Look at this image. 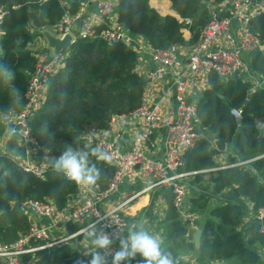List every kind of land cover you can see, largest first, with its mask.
Returning <instances> with one entry per match:
<instances>
[{
    "label": "trees",
    "instance_id": "obj_1",
    "mask_svg": "<svg viewBox=\"0 0 264 264\" xmlns=\"http://www.w3.org/2000/svg\"><path fill=\"white\" fill-rule=\"evenodd\" d=\"M170 1L182 21L173 15H161L149 0H118L119 22L155 49L174 43L192 46L212 17L210 4L226 0ZM2 6L7 13L0 35V64L14 70V79L5 78L4 69H0V115L22 109L27 101L30 76L38 59L29 45L43 35L30 20L29 12L36 11L50 27L67 10L61 0H0ZM78 6V2H73L70 10L76 11ZM187 19L189 23L185 22ZM102 27L99 25L98 29ZM251 27L264 44V13L252 17ZM184 29L190 31L189 39H185ZM63 54V64L48 78L44 103L28 121L31 135L53 157H59L69 146L85 151L97 146L94 134L108 130L114 116L136 110L144 101L147 84L137 71L139 54L123 41L78 37ZM251 67L264 77V50L251 52ZM197 104L202 127L210 128V133L226 144L235 141L244 158L231 157L225 167L218 168L215 156L220 152L203 135L184 153L180 171L199 170L194 175L197 183L210 182L215 192L231 188L237 196L252 201L255 211L264 210V88L252 90L251 82L241 76L223 79L212 71ZM233 108L242 110L240 119L232 113ZM2 133L0 122V137ZM89 164H95L101 172L92 186L99 192L106 191L114 165L93 156ZM79 189L80 185L50 166L43 176H37L24 170L12 155L0 153V244L11 246L29 232L31 223L23 208L26 200H51L62 211ZM158 194L166 203L165 216L157 219L152 213L149 215L162 231V250L171 254L174 264H193L181 257L191 251L196 252L197 264L217 260L261 264L264 229L259 222H253L240 230L242 208L238 203H216L204 222H197L202 235L196 248L187 234L191 218H185L175 207L172 188L162 186ZM209 202L207 197L199 196L192 201L190 211L203 212ZM127 223L131 224L129 219ZM22 257L24 264H72L79 258V249L64 242ZM138 259L143 262V257ZM84 260L88 263L91 255L84 256Z\"/></svg>",
    "mask_w": 264,
    "mask_h": 264
},
{
    "label": "built area",
    "instance_id": "obj_2",
    "mask_svg": "<svg viewBox=\"0 0 264 264\" xmlns=\"http://www.w3.org/2000/svg\"><path fill=\"white\" fill-rule=\"evenodd\" d=\"M61 1L67 10L57 24L48 27L54 36L63 38L66 34H70L74 41L78 37L103 38L116 42L128 40L129 31L119 22L115 12L118 0H75L79 3L76 11L70 10L72 1ZM230 1L232 4L230 15L218 16L213 14L202 29L199 40L190 46L188 65L175 80L177 89L176 115L165 117L161 113L159 103H151L144 99L143 103L133 112L114 116L111 122L125 116L143 118L145 128L134 138L128 151H122L105 136L96 137V145H99L111 156L110 163L115 167L108 189L99 192L92 185H80L79 190L88 189L89 194L79 199L71 208H65L62 211L58 210L51 200H26L23 203V208L31 223L29 232L21 236L11 246L0 244V260H3L4 264H24L22 257L24 254L68 242L80 234H85L81 232V229L90 224L95 225L97 236L104 232L112 240L110 247L107 250H102V254L107 255V264H112V257L119 248L118 238L113 233H117L118 229H121L123 234L126 229L127 221L122 207L131 198L110 209L101 208L98 202L100 196H105L116 190L126 177L135 176L139 170L153 175L155 177L154 185L171 187L174 205L183 214L184 201L187 195L186 184L183 180L200 172L199 170L180 171L183 155L186 150L194 147L199 138L204 135L197 101L188 99V85L192 81L200 80H205L208 84V74L212 71L219 74L223 79L239 76L247 70V65L242 57L243 52L251 53L264 46L251 27L252 17L264 13V0ZM90 3L102 18V23H89L86 17ZM6 13L7 8L2 6L0 8V35ZM179 19L180 21L183 20L180 16ZM185 22L189 23L190 21L187 19ZM235 22L238 26L236 32L233 29ZM99 25L103 27L98 29ZM183 47L174 43L166 48H152L151 59L155 67L150 70L149 76L157 80L162 79L168 70L175 66ZM37 57L36 67L30 76L27 88L26 104L22 109L15 112L9 129L10 134L17 135L23 145L29 149L41 148L31 135L28 121L35 110L44 103L48 78L63 64L64 54L60 52L51 57L46 55H37ZM232 113L236 118L242 117V110L239 108H233ZM162 126L168 128L169 147L164 160L156 161L148 157L145 151L150 135ZM19 163L24 170L37 176H43L47 168L24 159L19 160ZM33 214L50 218V223H39L33 218ZM57 218H60L65 224H77L78 228L65 237L54 238L51 229ZM256 218L264 229L263 209L257 211ZM92 231L89 229V232ZM121 264L143 263L140 260H126L122 261Z\"/></svg>",
    "mask_w": 264,
    "mask_h": 264
},
{
    "label": "crops",
    "instance_id": "obj_3",
    "mask_svg": "<svg viewBox=\"0 0 264 264\" xmlns=\"http://www.w3.org/2000/svg\"><path fill=\"white\" fill-rule=\"evenodd\" d=\"M76 2L75 0H68ZM86 1V0H85ZM118 4V3H117ZM151 7L157 9L161 15H173L179 18V14L173 9L170 0H149ZM89 11L86 18L90 24L102 23V18L94 8L89 4ZM115 12L118 15V5L115 7ZM210 9L213 13L218 16H228L231 13L232 4L230 0H226L222 3L211 4ZM37 31L43 34L44 29H39L35 26ZM238 28L237 22L233 25L234 32ZM34 29V28H33ZM48 30V26L45 28ZM185 39H189L191 33L189 30L184 29ZM139 54V61L137 65V71L144 76L147 81L144 99L151 103H159L161 113L163 116L176 115L177 109V89L175 80L182 74L188 65V54L190 46H184L180 57L177 59L175 66L168 70V73L162 79H154L149 76L151 69L155 67L151 59L152 47L149 46L146 41L139 35L129 31L128 40L125 41ZM29 48L36 55H46L51 57L55 54L54 49L49 46L47 39L44 34L39 35L33 43L29 45ZM63 53V51H62ZM243 60L247 65L246 72H243L239 76L249 80L252 84V90L264 88V77L259 73L255 72L251 67V53L248 51L243 52ZM205 80L192 81L188 85V99L190 101H197L202 95L203 91L207 87ZM16 111H11L7 114L0 115V122L3 128L2 136L0 137V153H8L18 160H29L30 162L38 165L48 167V160L53 156L50 155L46 150L42 148H26L21 142L17 135H12L9 132L10 126L13 121V116ZM145 128V122L143 118L125 116L123 118H117L111 122V127L108 130H99L94 136L100 137L105 136L107 139L113 141L122 151L130 150L132 142L137 134ZM203 134L206 136L212 135L208 129H203ZM217 138V136L212 135ZM213 143V142H212ZM214 146V143H213ZM169 147L168 139V128L162 126L156 129L149 138L146 155L156 161H163L166 151ZM220 153L215 156V161L219 165L218 168H223L229 163L231 157L243 159L244 156L238 149L236 142L226 144L225 151H219ZM187 188V195L184 201L183 216L191 218V224L189 225L188 235L193 239L196 230L200 229L197 222L202 223L206 217L205 211H194L191 212L192 201L199 196H205L213 205L216 203L235 202L238 203L242 208V217L238 228L244 230V228L253 223L258 222L256 218L257 211L254 210L252 201L246 197L237 196L231 188H226L221 192H215L214 186L210 182L197 183L195 176H188L184 180ZM155 177L153 175L146 174L142 170H139L137 174L131 178L126 177L123 182L119 184L116 190L110 192L105 196H100L98 205L103 209H110L126 202L130 199L123 207L122 211L125 214L126 221L130 220L131 224L128 225L123 232L124 236L128 235L129 230L139 231L141 226L147 230L151 235L158 236L163 241L162 231L157 229L155 222L150 219L149 213H152L157 219H162L165 216L166 203L163 197L158 194V190L161 186L154 185ZM89 194L88 189H81L73 198L70 199L66 209L71 208L79 199H82ZM207 215V216H208ZM33 218L41 224H49L50 218L38 216L33 214ZM78 228L77 224H65L60 218L56 219L55 225L52 226L51 234L54 238H62L75 231ZM88 233L80 234L68 241L74 244L79 249V258L77 261L83 260L86 252H90V241L92 239L89 236L88 240H85V236ZM194 241V239H193ZM195 244V243H194ZM196 248H198L195 245ZM90 255V254H89ZM195 251L184 252L181 257L186 260H190L193 264H197L195 261ZM140 255H137L134 259L139 260ZM75 261L72 264H77ZM141 261V260H140ZM264 261V258L262 259ZM261 264H264L262 263ZM31 261H29L30 263ZM33 262V261H32ZM143 263V262H142ZM0 264H4L3 260H0ZM34 264V262H33ZM212 264H227L223 261H214Z\"/></svg>",
    "mask_w": 264,
    "mask_h": 264
},
{
    "label": "clouds",
    "instance_id": "obj_4",
    "mask_svg": "<svg viewBox=\"0 0 264 264\" xmlns=\"http://www.w3.org/2000/svg\"><path fill=\"white\" fill-rule=\"evenodd\" d=\"M0 69H4L3 76L5 78L14 79L13 69H8L2 64H0ZM90 156L105 162L111 161V156L97 145L90 151L74 149L69 146L59 157L50 158L48 163L53 171L58 174L62 173L67 180L77 185L91 186L100 179L101 172L95 164H89ZM89 229L93 231L89 232ZM81 232L88 233L85 240H88L89 236L93 237L90 241V252L85 253V255H91L88 264H107V255L102 254V250H107L112 244L109 236L104 232L97 236L95 225L92 224L81 229ZM113 235L118 238L119 248L112 257V264L130 261L137 255L143 257V264H174L171 254L162 250V240L158 236L151 235L142 226L139 231L130 229L127 236L122 234L121 229H118V232ZM77 264H84V261H77Z\"/></svg>",
    "mask_w": 264,
    "mask_h": 264
},
{
    "label": "water",
    "instance_id": "obj_5",
    "mask_svg": "<svg viewBox=\"0 0 264 264\" xmlns=\"http://www.w3.org/2000/svg\"><path fill=\"white\" fill-rule=\"evenodd\" d=\"M29 18L37 28L44 29L43 34L45 38L47 39L49 46H51L54 49L56 54L62 52L66 48H69L71 44L74 42L70 34H66L63 38H60V37L54 36L49 30L45 29L48 23L47 21L41 19L36 11L31 10L29 12ZM261 50H264V46H262ZM208 131L210 132V128H208ZM209 138L214 143L215 149H217L218 151H225L226 143L224 141L212 135H210ZM201 235H202L201 229L196 230L194 233L193 239L197 247L200 245Z\"/></svg>",
    "mask_w": 264,
    "mask_h": 264
},
{
    "label": "rangeland",
    "instance_id": "obj_6",
    "mask_svg": "<svg viewBox=\"0 0 264 264\" xmlns=\"http://www.w3.org/2000/svg\"><path fill=\"white\" fill-rule=\"evenodd\" d=\"M210 5H211V4H210ZM156 10H157V9H156ZM210 13H211V16H212L213 14H215V13L212 12L211 9H210ZM189 21H190V20H189ZM187 30H188V29H187ZM210 200H211V198H210ZM210 200H209V201H210ZM225 203H227V202H225ZM214 205H215V204H214ZM212 207H213V201H212V203H211V201H210V206H208V209H211ZM206 209H207V207L205 208V210H206ZM205 210H204V211H205ZM204 213L206 214V217H207L208 212L205 211ZM206 217H205V219H206ZM205 219H204V220H205ZM263 258H264V256H263ZM262 263H264V261H262Z\"/></svg>",
    "mask_w": 264,
    "mask_h": 264
}]
</instances>
